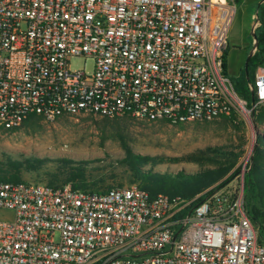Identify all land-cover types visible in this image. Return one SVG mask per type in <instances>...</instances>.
I'll return each mask as SVG.
<instances>
[{"label":"built area","instance_id":"1","mask_svg":"<svg viewBox=\"0 0 264 264\" xmlns=\"http://www.w3.org/2000/svg\"><path fill=\"white\" fill-rule=\"evenodd\" d=\"M235 14L230 0H0V129L31 115L177 125L244 114L223 70ZM81 56L91 73L70 69ZM247 87L251 108L264 105L263 66ZM197 198L0 178V211L12 213L0 264H264V224L241 191Z\"/></svg>","mask_w":264,"mask_h":264},{"label":"rangeland","instance_id":"2","mask_svg":"<svg viewBox=\"0 0 264 264\" xmlns=\"http://www.w3.org/2000/svg\"><path fill=\"white\" fill-rule=\"evenodd\" d=\"M236 6V14L227 35L225 52L226 76L234 79L243 69L246 53L253 45L251 34L252 15L260 17V0H230ZM92 57H76L69 62L72 71L91 73ZM264 67V66H263ZM246 101V100H245ZM247 102V101H246ZM245 113H232L210 121H190L172 125L165 120L147 122L132 116L102 118L91 115L63 116L54 122L40 117L26 120L16 130L0 129V164L38 159L29 170H23L21 180L49 184L62 183L66 171L65 159L85 162L84 170L89 184L97 190L136 184L131 172L120 163L126 150L134 154L150 156L157 160L153 171L159 173L184 172L195 174L217 166L215 162L199 159L200 152L215 150V161L223 162L225 156H238L235 167L225 177L235 173L223 188L242 192L244 203L258 205L253 195L245 192V178L251 168L253 152L259 138L264 139V121L253 119V110L247 102ZM225 154V155H224ZM150 165L144 166L149 169ZM224 178V179H225ZM211 189V188H210ZM12 213L0 211L1 220H9Z\"/></svg>","mask_w":264,"mask_h":264},{"label":"trees","instance_id":"3","mask_svg":"<svg viewBox=\"0 0 264 264\" xmlns=\"http://www.w3.org/2000/svg\"><path fill=\"white\" fill-rule=\"evenodd\" d=\"M259 21L260 25L255 29L256 50L248 61L247 72L245 73L244 71V64L248 55L246 53L243 69L239 71V75L236 78L230 79L236 94L246 100L250 105H252V97L247 86L253 80L255 69L259 66H264V8L262 9ZM251 48L252 45H250L248 51H250ZM224 58L223 70L226 74ZM253 102L256 101L254 100ZM35 117L36 116L31 115L26 118L24 122H26V120L31 121ZM253 119L259 123L264 121V105L254 108ZM258 144L259 146H257L253 152L251 168L247 172L244 182L246 194L253 195L258 205H251L247 201L245 206L251 221L255 225H262L264 224V139L259 138ZM213 153H216L213 149H209L207 152H200L201 156L199 159L206 162H215L217 166L213 169H206L195 174H186L182 171L175 174L155 172L153 171V164L157 162L155 158L134 154L130 150H126V154L120 163L131 172L132 182L137 183V186L146 191L151 197L163 194L170 198L176 197L189 200L198 196L195 201V204H197L216 189L221 188L224 183L235 174L232 173L225 178L235 167L238 159L237 155L229 153L228 156H225L224 161L220 162L214 160V157L211 156ZM39 161L38 159H26L23 162H19L8 159L6 164H0V178L9 182L23 181L20 178L22 171L29 170L32 168V164ZM64 163L66 165V171L62 172V183L55 184L57 179L53 178L48 185L59 186L70 184L74 189L94 192L105 191L94 189L95 187L93 186L95 185L93 184L91 186L89 184L83 166L85 162H74L65 159ZM148 165H150V168L144 169V166Z\"/></svg>","mask_w":264,"mask_h":264},{"label":"water","instance_id":"4","mask_svg":"<svg viewBox=\"0 0 264 264\" xmlns=\"http://www.w3.org/2000/svg\"><path fill=\"white\" fill-rule=\"evenodd\" d=\"M251 34H252V37H253L254 41H253L252 48L249 51V53H248V55L246 57L245 64H244V71H245V73L247 72V64H248V61H249L250 57L254 54V50L256 49V34H255V32H251ZM251 97H252V102H253L254 101L253 95H251ZM229 181L230 180H228L227 182H229Z\"/></svg>","mask_w":264,"mask_h":264}]
</instances>
